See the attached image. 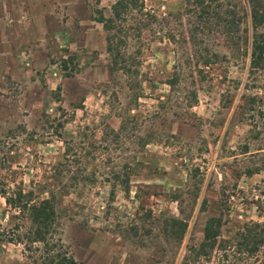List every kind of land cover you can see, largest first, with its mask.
I'll return each instance as SVG.
<instances>
[{
  "label": "rangeland",
  "instance_id": "rangeland-1",
  "mask_svg": "<svg viewBox=\"0 0 264 264\" xmlns=\"http://www.w3.org/2000/svg\"><path fill=\"white\" fill-rule=\"evenodd\" d=\"M115 1L0 0V264H45L26 211L4 202L17 192L51 198L48 241L77 264H238L184 257L221 192L223 238L264 223V67L246 80L249 29L245 44L186 0H142L111 31L130 74L111 73L95 19ZM172 219L187 224L180 240Z\"/></svg>",
  "mask_w": 264,
  "mask_h": 264
},
{
  "label": "trees",
  "instance_id": "trees-1",
  "mask_svg": "<svg viewBox=\"0 0 264 264\" xmlns=\"http://www.w3.org/2000/svg\"><path fill=\"white\" fill-rule=\"evenodd\" d=\"M221 0H186V6L190 9V13L196 18L205 20V17L212 16V19L221 21L224 34L230 36L233 40L242 41L247 44V31L249 29V56L246 80H250L255 73L264 67V0H246L248 12L245 10L238 13L233 7H223L220 4ZM142 0H116L110 7L111 18L105 19L102 15L96 17L95 21L101 24L105 36L106 52L110 54L111 73L119 70H124L128 65V75L130 74V60L128 64L120 58L116 50L117 43L114 42L113 30L114 21H120L123 14L128 10V14L132 12L139 13L143 10ZM245 25L239 32L240 24ZM220 24V23H219ZM125 66V67H124ZM126 70V69H125ZM247 87V83L245 84ZM244 85V86H245ZM248 174H252L249 173ZM124 192H128L127 178L123 181ZM260 189L259 186L256 187ZM261 188L264 189V179L261 181ZM24 195L17 192L14 196L4 197V202L11 208L25 210L30 223L32 225L31 243H42L43 245V260L45 264H77L72 257L66 255L59 249L55 248L54 243H51L48 238L53 229L56 212L50 199H42L38 203L29 205V193ZM225 199L227 195L224 192L220 193L218 202V213L209 217L203 226L202 241L197 248L190 247L186 259L194 257H202L208 260L213 254H218L222 262H234L238 264H264V261L259 259V249L264 245V223L259 221H244L236 228L233 237L223 238L222 228L227 223V212L229 206L226 205ZM25 199V200H23ZM24 201L23 202H21ZM203 203V201H202ZM257 217L264 215V190H260L258 197L253 201ZM177 239H182L185 233L187 224L185 221L172 219L171 221Z\"/></svg>",
  "mask_w": 264,
  "mask_h": 264
}]
</instances>
